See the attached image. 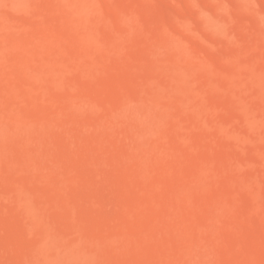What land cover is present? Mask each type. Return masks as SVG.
I'll return each instance as SVG.
<instances>
[{
  "label": "rangeland",
  "instance_id": "1",
  "mask_svg": "<svg viewBox=\"0 0 264 264\" xmlns=\"http://www.w3.org/2000/svg\"><path fill=\"white\" fill-rule=\"evenodd\" d=\"M72 1L0 0V264H264V0Z\"/></svg>",
  "mask_w": 264,
  "mask_h": 264
},
{
  "label": "bare ground",
  "instance_id": "2",
  "mask_svg": "<svg viewBox=\"0 0 264 264\" xmlns=\"http://www.w3.org/2000/svg\"><path fill=\"white\" fill-rule=\"evenodd\" d=\"M75 2V3H74ZM78 2H80V1H78ZM64 3L67 5V7H68V9H70L71 11H73V12H75V13H77V14H79L80 16H81V18L83 19V17L86 19L87 17V15L89 14V13H92V12H90V6L88 7L87 5H81V4H77L76 3V1H72V0H64ZM93 5H91V7H92ZM215 12V11H214ZM201 14V13H200ZM215 14V13H214ZM219 15V14H218ZM92 16V15H91ZM202 16V15H201ZM200 16V17H201ZM216 16V15H215ZM217 17H215L214 19H216ZM204 19V18H203ZM206 19H207V21H209L208 20V18L206 17ZM210 19V18H209ZM218 19V21H216V20H211L210 19V21L209 22H211L212 24H213V28L214 27H216L215 26V24H217L218 25V29H217V27L216 28H214V29H216V30H218V31H220V34H221V31H223V27H222V25H221V23L219 22L220 21V18H217ZM222 19V18H221ZM204 21H205V19H204ZM218 22V23H216V22ZM215 23V24H214ZM208 24V23H207ZM220 24V25H219ZM219 26H221V27H219ZM220 29H222V30H220ZM223 33H224V31H223ZM222 33V34H223ZM93 43V42H92ZM90 44V43H89ZM95 44V43H94ZM176 45H179V44H176ZM91 46H93V45H91ZM2 47V46H1ZM179 47V46H178ZM95 48V47H94ZM3 49H4V47H3ZM176 51H177V49H176ZM4 52V51H3ZM3 52H1V54L3 53ZM6 52V51H5ZM167 52V51H166ZM170 52V51H169ZM168 53V52H167ZM176 53V52H175ZM166 55V54H165ZM182 55V54H181ZM2 56H4V55H2ZM1 56V57H2ZM28 56V55H27ZM41 56V55H40ZM168 56V55H167ZM166 57V56H165ZM177 57H179V55H176V57L174 56H172V58H176L177 59ZM31 58H33L32 56H31ZM186 58V57H185ZM42 59V58H41ZM175 59V62L174 63H176V62H180V61H178V59L176 60ZM179 59L180 60H182L180 57H179ZM1 60V59H0ZM26 60H27V58H26ZM187 60H188V58H187ZM30 61V60H29ZM33 61V60H32ZM174 61V60H173ZM172 61V62H173ZM185 59H183L181 62L183 63H185ZM36 62V61H35ZM45 62V61H44ZM176 63L175 64V67H177V64H180L181 66H178L179 68L180 67H186V66H188V64L186 65V66H184L182 63ZM187 63H188V61H186ZM38 63V62H37ZM40 63V62H39ZM173 63V64H174ZM191 63V62H190ZM59 65V64H58ZM58 65H57V67H58ZM190 65V64H189ZM199 66V65H198ZM40 67H42L41 65H40ZM46 68V67H45ZM62 68V67H61ZM189 68V66L187 67V69ZM191 68V67H190ZM189 68V69H190ZM201 68V67H200ZM51 69V68H50ZM185 69V68H184ZM44 70V69H43ZM201 70V69H200ZM41 71V70H40ZM58 71V70H57ZM43 72V71H42ZM47 72V71H46ZM59 72V71H58ZM61 72V71H60ZM50 73V72H49ZM46 74H48V73H46ZM54 75V74H53ZM60 74H58V76H59ZM237 75V74H236ZM26 76L28 77L29 76V74L27 75L26 74ZM41 75H39V77H40ZM26 77V78H27ZM55 77H57V75L55 74ZM31 78H34L33 76H31ZM41 78V77H40ZM60 78V77H59ZM233 81L232 82H230L229 81V83L231 84L232 83V85H230V87L232 86H234L233 84H239V83H241L242 85H245L246 87H247V84L249 83V78L247 77V76H245V78L244 79H242L243 77L242 76H240L239 74L237 75V76H235L234 77V75H233ZM58 79V78H57ZM231 79V78H230ZM27 81H28V79H26ZM46 80V79H45ZM59 80V79H58ZM240 80V81H239ZM33 81V80H32ZM35 81V83H36V80H34ZM37 81H39V80H37ZM261 81L262 82H264V76H258V82H260L261 83ZM30 82V81H29ZM42 83V82H41ZM176 83H178V82H174V83H172V84H175L176 85ZM7 84H9V83H7ZM32 84V83H31ZM36 84H38V82L36 83ZM179 84L180 83H178L177 85H176V87L178 88H174L175 90L174 91H176V92H178L179 94H182L181 92L183 91L181 88L179 89ZM264 84V83H263ZM175 85H173V87H175ZM249 85V84H248ZM14 86H16V85H14ZM30 86V85H29ZM28 87V86H27ZM180 87H181V85H180ZM264 87V86H263ZM29 88V87H28ZM31 88V87H30ZM16 90V89H15ZM178 90V91H177ZM11 91V90H10ZM25 92V91H24ZM14 94V93H13ZM16 94V93H15ZM19 93H17V95H18ZM183 95V94H182ZM181 95V96H182ZM15 96V95H14ZM21 96V95H20ZM186 97V96H185ZM184 97V98H185ZM192 97V96H191ZM15 98V97H14ZM188 98V97H187ZM183 99V98H182ZM189 99V98H188ZM190 100V99H189ZM188 100V101H189ZM191 100H192V98H191ZM187 101V100H186ZM197 102V101H196ZM3 105V104H2ZM6 110V109H5ZM247 110V109H246ZM249 111V110H248ZM252 113V112H251ZM250 113V114H251ZM245 115H248V114H245ZM255 115V114H254ZM245 117V116H244ZM244 119V118H243ZM245 119L246 120H244L247 124H248V128L249 129H256L257 130V128H258V124L253 120V117L251 118V117H249V116H247V117H245ZM246 125V124H245ZM245 128V127H244ZM247 130V129H246ZM247 139H249L247 136H245ZM244 137V139H246Z\"/></svg>",
  "mask_w": 264,
  "mask_h": 264
}]
</instances>
